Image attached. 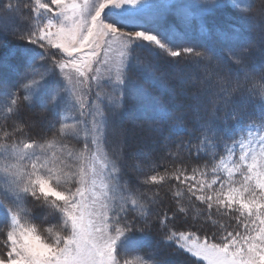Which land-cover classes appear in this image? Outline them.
<instances>
[{
    "label": "snow or ice",
    "instance_id": "obj_1",
    "mask_svg": "<svg viewBox=\"0 0 264 264\" xmlns=\"http://www.w3.org/2000/svg\"><path fill=\"white\" fill-rule=\"evenodd\" d=\"M253 34L264 0H0V264H264Z\"/></svg>",
    "mask_w": 264,
    "mask_h": 264
},
{
    "label": "rangeland",
    "instance_id": "obj_2",
    "mask_svg": "<svg viewBox=\"0 0 264 264\" xmlns=\"http://www.w3.org/2000/svg\"><path fill=\"white\" fill-rule=\"evenodd\" d=\"M20 41L15 40L13 37L9 36L6 38V43L4 46L0 47V59H3L7 57V63L9 65H13L16 63V57L13 56L11 53L15 51L18 46L20 45ZM0 74H6L9 76V78H14L13 73L11 71V67H3L0 68ZM131 115V114H130ZM133 120H135V123H133ZM137 125H144L143 129L137 128ZM128 127L130 129H133L135 131V135L131 137L130 143L133 145V147L136 146L137 143H143L147 146L149 152L155 157L157 162L160 164H166L168 163L167 160L163 159V157L166 155L162 148V143L158 141H154L152 137L155 135V133L147 128V122L141 119H136L134 116L132 119L128 122ZM165 127V134H167V128ZM130 168L135 165L136 167H140V160H130L129 161ZM132 175H135L134 172L131 173ZM142 178V177H141ZM134 256H144L145 259L148 258L147 255H145V252L141 251L138 253H134L132 256H128L126 258L133 259ZM175 262H178L176 260Z\"/></svg>",
    "mask_w": 264,
    "mask_h": 264
},
{
    "label": "trees",
    "instance_id": "obj_3",
    "mask_svg": "<svg viewBox=\"0 0 264 264\" xmlns=\"http://www.w3.org/2000/svg\"><path fill=\"white\" fill-rule=\"evenodd\" d=\"M232 19V14L226 9L222 11L216 18L214 23L225 24ZM253 40L256 44V49L253 50L251 57L252 63L257 67L264 63V57L260 55L259 48L261 47L259 34H253ZM143 252L147 253V256H152L157 260L163 261V264H183L184 257L179 253L173 251L171 247L161 243L159 237L152 234V243L150 246H146ZM178 260V262H175Z\"/></svg>",
    "mask_w": 264,
    "mask_h": 264
}]
</instances>
